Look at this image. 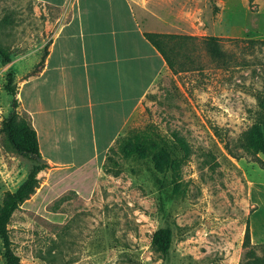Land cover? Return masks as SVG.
Returning a JSON list of instances; mask_svg holds the SVG:
<instances>
[{
  "label": "rangeland",
  "instance_id": "374dc122",
  "mask_svg": "<svg viewBox=\"0 0 264 264\" xmlns=\"http://www.w3.org/2000/svg\"><path fill=\"white\" fill-rule=\"evenodd\" d=\"M137 2L144 30L199 41L182 49V71L166 70L127 128H154L170 144L179 134L191 152L179 150L173 171L164 159L118 151L89 200L70 196L63 205L64 222L17 211L14 250L21 264H264V124L255 97L264 88V0ZM66 15L38 0H0V202L37 159L3 131L9 87L18 93ZM206 37L220 38L224 60L208 53ZM18 111L30 122L20 102ZM161 228L173 235L167 254L151 245ZM3 253L0 239V264Z\"/></svg>",
  "mask_w": 264,
  "mask_h": 264
},
{
  "label": "crops",
  "instance_id": "0c3cea01",
  "mask_svg": "<svg viewBox=\"0 0 264 264\" xmlns=\"http://www.w3.org/2000/svg\"><path fill=\"white\" fill-rule=\"evenodd\" d=\"M38 1L67 15L44 67L18 91L48 165L21 209L62 223L70 196H93L109 149L170 68L144 35L153 32L138 19L137 0Z\"/></svg>",
  "mask_w": 264,
  "mask_h": 264
},
{
  "label": "trees",
  "instance_id": "16d2710c",
  "mask_svg": "<svg viewBox=\"0 0 264 264\" xmlns=\"http://www.w3.org/2000/svg\"><path fill=\"white\" fill-rule=\"evenodd\" d=\"M146 39L163 55L168 67L173 73H179V65L182 62L176 60L181 56L183 48L188 47L189 42L199 41V38L194 36L174 35V34H160V33H145ZM204 44L208 53L214 59L225 58L220 45V38L206 37L203 38ZM48 55V48L46 47L45 53L41 59L39 66L29 76H36L44 67L46 56ZM189 59V55L184 56ZM179 63V64H178ZM9 93L13 98V108L9 115L3 121V131L6 135L8 143L18 152L27 157L34 159L35 164L27 176L26 180L14 191H7L0 202V239L3 243L6 264H21L20 257L14 250L13 241L10 234V223L13 215L21 209L22 204L29 199L40 187L39 174L48 168V165L39 161L42 158L39 151L38 137L31 122H28L21 116L18 111L19 102L17 98V86L9 87ZM258 102L260 113V121L264 124V88L263 90L255 93ZM135 128H126L121 136L116 140L115 144L109 149L106 159L110 163H115V154L120 151L124 155L132 153L142 155L145 153L147 157H151L153 161L158 158L164 159L166 167L176 171L180 167L179 150L185 149V156L191 150L188 148L187 143L179 134H175V143L170 144L161 135L155 132L154 128L147 129L144 132H135ZM19 132L21 138H19ZM60 203V202H59ZM55 205V209L57 205ZM173 240L172 231L170 228H161L153 234L151 245L153 249L160 254H167L171 248ZM245 245H249V231L246 233ZM255 264H262L263 258H255Z\"/></svg>",
  "mask_w": 264,
  "mask_h": 264
},
{
  "label": "water",
  "instance_id": "95a60500",
  "mask_svg": "<svg viewBox=\"0 0 264 264\" xmlns=\"http://www.w3.org/2000/svg\"><path fill=\"white\" fill-rule=\"evenodd\" d=\"M39 161H40L41 163H43V160H42L41 158L39 159Z\"/></svg>",
  "mask_w": 264,
  "mask_h": 264
}]
</instances>
